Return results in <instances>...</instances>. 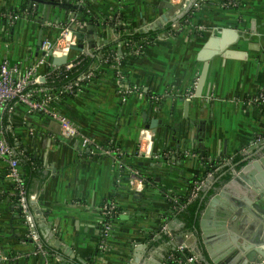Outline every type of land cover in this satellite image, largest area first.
<instances>
[{"label":"crops","instance_id":"obj_1","mask_svg":"<svg viewBox=\"0 0 264 264\" xmlns=\"http://www.w3.org/2000/svg\"><path fill=\"white\" fill-rule=\"evenodd\" d=\"M167 1L86 0L81 8L72 1L0 0V13L19 15L13 21L0 17V64L8 60L21 71L38 62L42 43L56 41L73 12L82 22L78 27L94 25V32H84L89 38L79 39L82 50L72 55L117 41L120 24L141 31L158 23L161 30L142 55L118 66L122 77L115 66L100 63L78 94L59 103L83 135L120 151L122 167L111 156L82 149L79 137H64L51 117L30 114L23 104L10 116L0 109L11 137L41 164L28 194L34 196L45 247V253L36 252L27 237L7 163L0 158V252L11 256L0 264H168L181 244L213 264L201 240L200 219L199 234L186 230L168 195L188 199L199 180L205 181L203 194L226 168L264 156V0H244L237 8L208 0L174 35L164 30L169 20L163 15L174 12ZM124 53L119 43L117 55ZM48 68L45 64L41 72ZM142 129L151 133L149 158L137 154ZM225 159L229 162L209 176L208 163L216 167ZM128 167L144 172V189H131ZM111 200L119 212L105 238L100 208ZM258 203L264 217V199Z\"/></svg>","mask_w":264,"mask_h":264},{"label":"built area","instance_id":"obj_2","mask_svg":"<svg viewBox=\"0 0 264 264\" xmlns=\"http://www.w3.org/2000/svg\"><path fill=\"white\" fill-rule=\"evenodd\" d=\"M58 2L72 1L79 6L85 7L86 0H55ZM208 0H187L184 7L180 12H173L174 16L168 22H172L170 34H173V30L180 26V19L191 10L193 12L199 10V8ZM220 6L225 8H237L239 6V0H218ZM172 8H174L175 0L171 1ZM191 4V6H190ZM80 8V7H79ZM0 17L7 18L11 21L19 17L17 12L9 11L0 13ZM189 21V19L187 20ZM167 22V23H168ZM82 22L77 18L75 12L72 13L70 19L60 27L59 36L56 41L46 40L42 43L41 50L43 54L39 58L38 62L26 70H19V68L10 63L8 60H4L0 64V109L6 111L10 116L14 112L16 104H23L26 106L28 113L41 114L51 117L57 120L62 128V134L64 137H79L82 149H89L91 154L95 156H111L114 163L119 166H123V155L119 150H114L111 147L104 146L96 141L94 138L83 135L77 126H75L68 116L63 113L59 108V103L67 96H74L82 89L85 81L91 79L95 70L100 65V61L97 59L93 65L85 72L81 73L76 79L63 84L61 87H55L57 81L62 80L66 76V72L78 66L82 61L83 52L80 55H72V47L77 46L79 38L76 36V28ZM151 42L150 40L147 43ZM132 42H126L125 45H132ZM142 45L135 44L134 52L139 54ZM82 50V49H81ZM86 53V52H85ZM54 56H67V62L64 65H54L52 58ZM101 57L102 54L100 53ZM117 68V75L122 77L119 70L122 57L115 55ZM48 64L49 68L41 72L42 67ZM51 85V86H50ZM133 89L125 91L126 93L132 92ZM194 96V92L190 94V97ZM152 99H158L157 95H152ZM6 117V116H5ZM0 116V158L7 163V177L10 183L13 185L14 197L16 204L18 205L19 212L28 226L27 237L30 238L36 245V252L45 253V247L43 245L41 236L37 230L35 213L33 212L34 196L30 197L25 186L23 178V169L20 163V155H24L26 149L19 144L16 137L13 138L14 144L8 137V128L6 118ZM10 134V133H9ZM21 145L23 148H20ZM137 154L143 158H149L153 156L151 133L148 129H142L138 139ZM225 162H229V159L222 160L215 167L217 170ZM129 185L132 190L139 191L145 188L146 181L143 172L135 167H128ZM213 175V171L209 172V176ZM205 184L204 180L196 181L192 191L187 199L191 201L198 197L200 191ZM168 200L172 205V208L178 213L182 210L187 203H182L177 196L168 195ZM101 214L103 216V233L104 237L110 235L113 228V221L117 213L119 212L118 206L114 200L105 202L101 208ZM167 230V226L163 227ZM102 248H106V242L103 240L101 244ZM188 250L192 252L186 244L179 245V251ZM11 256L0 252V260H8ZM175 260V257H172ZM201 257L197 254H191L187 257V262L192 264H201Z\"/></svg>","mask_w":264,"mask_h":264},{"label":"water","instance_id":"obj_3","mask_svg":"<svg viewBox=\"0 0 264 264\" xmlns=\"http://www.w3.org/2000/svg\"><path fill=\"white\" fill-rule=\"evenodd\" d=\"M34 1L57 3L55 0ZM166 8H172L169 0ZM173 17L164 14L163 20L167 22ZM93 27L94 25L89 28L77 27L75 31L77 38H89L88 35L94 32ZM158 28L157 23L141 29V32ZM88 29L90 33L86 36L84 32ZM210 45L211 41H208L207 46ZM82 47L78 44L72 48L81 50ZM67 59V56H54L52 63L64 65ZM206 71L207 64L203 69L201 80ZM240 164L244 165L237 168ZM238 165L233 168L232 177L207 201L199 223L202 229L201 240L213 264H264V217L259 206H256V204L261 205L258 203L260 199H264V156L259 159L249 156ZM138 254L140 248L135 252V255Z\"/></svg>","mask_w":264,"mask_h":264},{"label":"trees","instance_id":"obj_4","mask_svg":"<svg viewBox=\"0 0 264 264\" xmlns=\"http://www.w3.org/2000/svg\"><path fill=\"white\" fill-rule=\"evenodd\" d=\"M244 0H239V6L241 4H244ZM238 6V7H239ZM191 9V8H190ZM188 10V12L180 19V24H185L188 19L192 17L191 10ZM85 9H80L78 8V12L85 13ZM86 16V15H85ZM171 25L172 22H168L164 28V30H171ZM119 27V33L120 36L118 37L117 41L108 44L104 46L100 50H96L94 52L90 53H84L82 55V61L81 63L76 66L75 68L69 70L66 72V76L62 78V80L57 81L53 86L55 87H61L63 84L70 82L74 79H76L81 73L87 71L95 62V60H99L100 63H102L105 66H115L116 65V59L115 55L117 54V49H118V44L120 43L121 45H124L126 42H132L134 44L132 45H125V53L121 55L122 60H121V65H125L126 63L130 62V60L137 58L138 56L142 55L144 51L146 50L147 45L152 44L153 40L156 38L158 33L161 31L159 30H151L148 32H141V31H133L130 29L125 28L121 24L118 26ZM163 30V29H162ZM173 33L175 34L176 31L173 30ZM150 40L151 42L147 43V41ZM139 44L142 45V48L140 50L139 54H135L134 52V45ZM102 54L100 57L99 54ZM115 72L117 73V68L114 67ZM51 86V85H50ZM8 137L10 141L14 144V140L11 137L9 133ZM23 146V145H22ZM21 145H19L20 148H23ZM20 163L23 169V178L25 182L26 189L28 191L31 179L36 176L39 173V169L41 167L40 162L32 156L27 150L25 151L24 155H20ZM215 162L209 164L211 166L208 168L209 171H215ZM238 168L241 167V165L237 166ZM143 172V171H142ZM143 175L145 177L146 184H148L147 177L143 172ZM222 176L217 179V181L214 183V185L211 187L210 190L207 192H202L200 191L198 197L191 201H187V199H180L182 203H187L185 207L180 210L178 213H176V216L179 217L182 221L185 222V229L186 230H195L198 234L199 232L197 231L198 228V223L200 219V215L202 214L203 210L206 207L208 199L214 195L217 190L225 183L227 182L231 177H232V171L229 168H226L223 171ZM13 188V185H12ZM15 199V197H14ZM171 205H174L173 202ZM173 209V208H172ZM173 212L175 210L173 209ZM115 219V218H114ZM192 252L188 250L184 251H174L173 255L175 257V260H169L168 264H177V263H187V257L190 256ZM74 264H80V263H74ZM201 264H204L201 261Z\"/></svg>","mask_w":264,"mask_h":264},{"label":"bare ground","instance_id":"obj_5","mask_svg":"<svg viewBox=\"0 0 264 264\" xmlns=\"http://www.w3.org/2000/svg\"><path fill=\"white\" fill-rule=\"evenodd\" d=\"M179 1V6H176V7H174V12H180V10H182V8L184 7V5H185V2L187 1V0H178ZM190 1V0H189ZM182 6V7H181ZM181 7V8H180ZM180 9V10H179Z\"/></svg>","mask_w":264,"mask_h":264},{"label":"rangeland","instance_id":"obj_6","mask_svg":"<svg viewBox=\"0 0 264 264\" xmlns=\"http://www.w3.org/2000/svg\"><path fill=\"white\" fill-rule=\"evenodd\" d=\"M175 3H179V1L178 0H175Z\"/></svg>","mask_w":264,"mask_h":264}]
</instances>
